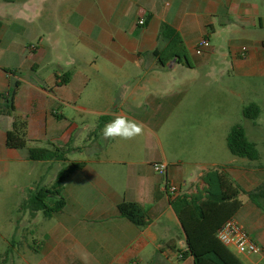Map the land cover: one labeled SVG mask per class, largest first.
I'll return each instance as SVG.
<instances>
[{"label":"crops","instance_id":"0c3cea01","mask_svg":"<svg viewBox=\"0 0 264 264\" xmlns=\"http://www.w3.org/2000/svg\"><path fill=\"white\" fill-rule=\"evenodd\" d=\"M75 1L59 6L47 0L38 7L43 27L53 33L59 19L66 39L42 36L27 56L23 48L11 46L0 52V93L20 81L14 112L0 114V215H8L9 222L19 215L16 224L23 225V235L35 232L42 238L32 245L22 239L16 250V241L8 240L11 228L0 230V264H194L192 256H181L186 239L166 181L177 185L176 195L189 193L204 171L224 166L246 190L259 183L243 159L220 162L210 150L199 154L191 148L194 141L217 138L219 105L212 100L217 89L205 85L201 75L194 76V66L158 62L153 51L164 46L159 27L163 21L174 27L197 61L201 58L194 45L209 38L214 18L231 20L235 15L242 29L256 27L258 9L241 0ZM141 16L143 25L137 23ZM22 56L30 60L26 68ZM241 58L253 59L242 52ZM40 66L49 67L48 72L40 73ZM4 68L17 72L8 74ZM116 116L141 123L142 135L103 139L101 129ZM14 120L24 123L23 136L13 131ZM170 124L188 150L169 151L159 131ZM53 143L74 148L66 154L68 160H84L86 165L66 178L62 210L44 216L22 209L21 203L32 192L50 187L63 162L31 160L27 149L51 148ZM73 152L77 154L69 157ZM155 161L167 163L166 175L153 170ZM240 199L234 218L260 250L239 253L228 248L244 264H262L264 202L260 207L248 197ZM124 201L138 203L149 223L139 227L121 216L117 206Z\"/></svg>","mask_w":264,"mask_h":264},{"label":"rangeland","instance_id":"374dc122","mask_svg":"<svg viewBox=\"0 0 264 264\" xmlns=\"http://www.w3.org/2000/svg\"><path fill=\"white\" fill-rule=\"evenodd\" d=\"M50 1L59 6L76 3L75 0H48V2ZM46 2L47 0H0V20L3 24L0 33L2 42L0 52H3L4 47L11 46L17 50L23 48L27 56L30 51L34 52V47L42 36L48 40L52 38L64 40L68 37V33L60 25L59 19L53 33L43 27L38 7ZM241 2L251 6L256 5L259 15L256 18V27L247 25L242 29L240 21L235 15L231 16V20H227L226 17H216L213 20V30H210L208 38L209 47L203 49L202 54L197 55L201 58L200 60L195 61L194 58H191L194 63V67L190 68L191 73L194 76L201 75L205 85H211L214 90L217 89L218 96L215 98L217 94H213L212 100L213 102L217 101L219 105L215 109L219 119L217 138L212 141H194L191 148L196 149L199 154H207L210 150L214 156L216 153L220 162L243 159L250 163L248 168L254 170L258 183H264V46L261 44V41H264V0H241ZM243 48L246 49L247 55L253 58L251 61L243 60L244 62H241ZM259 55H261L260 58ZM34 60L33 57L31 61ZM20 61L25 62L23 65L25 68L30 62L23 56L20 57ZM48 70L49 67L40 66V73L46 74ZM27 73V71L21 70V74ZM252 102L259 106L260 111L256 118L248 119L243 116L242 108ZM234 124H241L247 137L255 143L259 154L257 159L249 160L235 156L228 150L226 136ZM163 133L165 134L164 141L169 143L170 152L189 149L179 140L177 131L171 124L167 125L165 131H159V134ZM181 144L183 148L180 146ZM164 146L168 149L166 144ZM75 154L77 152L70 153L68 156L71 157ZM188 186L187 181L182 185V190L186 191ZM241 198L247 200V196L244 194H241ZM7 217L8 215L1 213L0 230L6 233L9 227L11 228L8 240L16 241V250H20L22 239H26L30 245L42 240L39 233L23 235V225L19 223L17 226L16 224L19 222V215H12L10 222ZM9 250L12 251V249ZM9 250L8 252H10ZM10 254L12 253L10 252Z\"/></svg>","mask_w":264,"mask_h":264},{"label":"trees","instance_id":"16d2710c","mask_svg":"<svg viewBox=\"0 0 264 264\" xmlns=\"http://www.w3.org/2000/svg\"><path fill=\"white\" fill-rule=\"evenodd\" d=\"M1 26L0 20V29ZM158 36L164 41V46L155 49L153 54L161 65L173 60L186 67L194 66L188 48L174 27L165 21L161 22ZM262 45L264 46V41ZM4 71L8 74L17 72L16 69L10 68H4ZM19 85L20 81L15 80L6 92L0 93V98L4 100L0 103V114L11 115L14 112V98ZM259 111V106L254 102L242 108L243 116L248 119L256 118ZM12 127L15 133L24 135L23 122L14 120ZM100 127L101 122L98 125V128ZM226 145L235 156L249 160H255L259 156L255 143L247 137L241 124L231 126L226 136ZM73 149L55 143L51 148L36 146L27 149V157L31 160H60L63 163L52 185L32 192L21 203L22 209L41 211L44 216L62 210L66 204L62 194L66 178L86 165L84 160H68L66 154ZM241 194L247 195L252 202L263 207L264 183L246 190L225 172L224 166H219L204 171L199 181L195 183L194 191L170 198V204L181 223L186 239L187 249L182 256H192L194 264H244L216 237V231L220 226L234 217L241 208ZM117 209L121 216L139 227L149 223L146 211L138 203L124 201L118 204Z\"/></svg>","mask_w":264,"mask_h":264},{"label":"built area","instance_id":"2783aa9c","mask_svg":"<svg viewBox=\"0 0 264 264\" xmlns=\"http://www.w3.org/2000/svg\"><path fill=\"white\" fill-rule=\"evenodd\" d=\"M137 23L143 25L145 17L138 18ZM209 47V40L206 37L200 38L194 45V53L199 55L203 49ZM246 49H242V57L246 56ZM153 170L160 174L166 175L168 165L165 161H155L152 163ZM166 190L170 198L177 194L178 187L176 184L166 181ZM218 240L227 247H232L239 253H254L260 250L259 245L252 239L248 231L234 217L226 220L216 231ZM182 256V255H181Z\"/></svg>","mask_w":264,"mask_h":264},{"label":"clouds","instance_id":"9594fccd","mask_svg":"<svg viewBox=\"0 0 264 264\" xmlns=\"http://www.w3.org/2000/svg\"><path fill=\"white\" fill-rule=\"evenodd\" d=\"M143 125L127 116H116L101 129L103 139L132 140L142 135Z\"/></svg>","mask_w":264,"mask_h":264}]
</instances>
